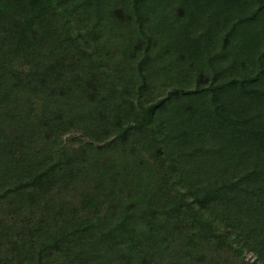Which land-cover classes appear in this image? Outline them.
Segmentation results:
<instances>
[{
	"label": "trees",
	"instance_id": "16d2710c",
	"mask_svg": "<svg viewBox=\"0 0 264 264\" xmlns=\"http://www.w3.org/2000/svg\"><path fill=\"white\" fill-rule=\"evenodd\" d=\"M0 264H264V0H0Z\"/></svg>",
	"mask_w": 264,
	"mask_h": 264
}]
</instances>
